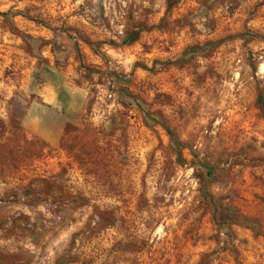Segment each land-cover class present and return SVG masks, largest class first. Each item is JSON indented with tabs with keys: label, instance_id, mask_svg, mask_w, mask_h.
Returning <instances> with one entry per match:
<instances>
[{
	"label": "rangeland",
	"instance_id": "374dc122",
	"mask_svg": "<svg viewBox=\"0 0 264 264\" xmlns=\"http://www.w3.org/2000/svg\"><path fill=\"white\" fill-rule=\"evenodd\" d=\"M259 94L264 0H0V264H264Z\"/></svg>",
	"mask_w": 264,
	"mask_h": 264
},
{
	"label": "crops",
	"instance_id": "0c3cea01",
	"mask_svg": "<svg viewBox=\"0 0 264 264\" xmlns=\"http://www.w3.org/2000/svg\"><path fill=\"white\" fill-rule=\"evenodd\" d=\"M27 130L48 142H58L70 117L65 112L59 94L52 87H44L39 97L30 103L23 118Z\"/></svg>",
	"mask_w": 264,
	"mask_h": 264
},
{
	"label": "trees",
	"instance_id": "16d2710c",
	"mask_svg": "<svg viewBox=\"0 0 264 264\" xmlns=\"http://www.w3.org/2000/svg\"><path fill=\"white\" fill-rule=\"evenodd\" d=\"M238 37L245 38V34L238 35ZM258 99H259V102L261 104L264 103L262 94H259V98ZM173 144L175 145V151H176V153L178 155L177 159L179 161L184 160V157H183V144L179 140H177L175 137H173ZM212 174H213L212 173V169L208 168L207 176L210 177ZM200 178H201V180H203L202 177H200ZM203 193L209 198V200L212 203L215 211H217L218 200L215 199L206 189L203 191Z\"/></svg>",
	"mask_w": 264,
	"mask_h": 264
}]
</instances>
